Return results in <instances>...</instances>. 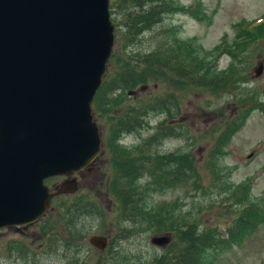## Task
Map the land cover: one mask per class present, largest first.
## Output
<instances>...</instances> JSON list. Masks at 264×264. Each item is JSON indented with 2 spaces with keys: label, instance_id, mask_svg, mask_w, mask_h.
Returning a JSON list of instances; mask_svg holds the SVG:
<instances>
[{
  "label": "rangeland",
  "instance_id": "obj_1",
  "mask_svg": "<svg viewBox=\"0 0 264 264\" xmlns=\"http://www.w3.org/2000/svg\"><path fill=\"white\" fill-rule=\"evenodd\" d=\"M172 1L182 11L164 17L161 27L165 29L162 32L169 34L172 39L192 43L200 57L210 63L214 76L223 74L231 67H234L232 71L238 68L240 76L236 85L241 89L235 91V96L240 100L256 97L259 100V109L249 112L219 160L226 169V174L230 175L227 180L228 187L222 186L219 180H213L206 163L214 139L219 135V128L240 113V101H234L226 88L212 92L199 87H179L162 77L159 81L137 87L135 95H123L115 91L111 95L124 105L112 106L114 115L118 112L123 114L137 99L148 100L169 91L176 98L170 111L163 109L147 113L142 127L122 135L116 142L123 150L133 152L141 145L149 143L152 136L161 127H165V138L159 142L154 139L152 152L161 157L171 155L178 159L182 155L188 156L189 165L185 172L191 175L189 166H192L195 177H189L165 192H150L147 195L149 207L158 208L165 203L178 201L175 205L179 204L184 212H190V216L197 220L201 228H213L225 238L227 230L234 224L232 210H240L248 203H253L264 211V35L259 34L256 37L258 32L254 34L246 30L248 23L252 24L251 27L264 23V0ZM115 17L118 18V15ZM143 86L145 90L141 89ZM101 100L104 99L101 97L99 102ZM95 117L105 141L108 139L104 138L103 133L106 120L100 113L95 114ZM108 144L106 141L107 151L112 153ZM105 158L106 156L102 157ZM178 163L179 160L163 168L169 172L175 171L179 167ZM112 168L108 164L102 170L85 172L78 181V192L68 199L60 198V202L57 197L53 200L42 225L33 224L22 233L10 229L1 231L0 254L2 250L6 252L9 248L32 247L50 250L48 256H40L39 262L35 264H82L77 259H87L88 264H108L105 259L110 258L111 253L116 254V262L112 264H121V261L125 264H150L155 258L174 252L179 247L174 237L169 246L157 247L151 243V239L162 233L147 226L142 228V233L136 230L135 234L122 237V232L117 227L121 213L118 212L113 191L110 189ZM221 180L226 183L223 177ZM149 183L150 176H144L140 181L144 187ZM229 187L236 191L235 196L240 204L232 198ZM80 197H87L93 203L94 209L92 211V207H89L88 215H82L77 220L76 226L81 228L82 234L76 237L66 229L65 209L74 205ZM27 233H34L39 238L34 241ZM52 234H55L56 243L52 242L55 240L51 237ZM97 235L108 237L111 253L91 245L90 239ZM31 241H34L33 246L28 245ZM58 244H63V247H56ZM65 244L78 248L63 251L62 248H68ZM79 249L82 251L77 254ZM66 253L74 257H67ZM1 256L0 262L13 264L11 257ZM205 264H264V224L240 245L210 249L206 254Z\"/></svg>",
  "mask_w": 264,
  "mask_h": 264
},
{
  "label": "water",
  "instance_id": "obj_2",
  "mask_svg": "<svg viewBox=\"0 0 264 264\" xmlns=\"http://www.w3.org/2000/svg\"><path fill=\"white\" fill-rule=\"evenodd\" d=\"M110 2L0 0V228L32 223L55 195L76 192V180L55 193L44 181L69 177L100 153L92 104L115 45ZM90 243L103 250L108 239Z\"/></svg>",
  "mask_w": 264,
  "mask_h": 264
},
{
  "label": "trees",
  "instance_id": "obj_3",
  "mask_svg": "<svg viewBox=\"0 0 264 264\" xmlns=\"http://www.w3.org/2000/svg\"><path fill=\"white\" fill-rule=\"evenodd\" d=\"M110 8L116 27V47L94 104L95 113H100L106 120L104 138L117 139L126 133H132L143 126L147 113L163 109L170 111L176 103L174 93L169 91L148 100L137 99L123 114L118 112L114 115L112 106L124 105L117 97L111 95L115 91L125 95L139 86L159 81L162 77L179 87H199L212 92L226 88L234 101H240V113L228 119L219 128V135L214 139L206 163L213 180H219L222 186L228 187L227 180L230 175L226 174V169L221 166L219 160L249 112L259 109V100L256 97L240 100L235 96V91L241 89L236 85L240 70L237 68L232 71L234 67H231L223 74L214 76L210 63L200 57L192 43L172 39L169 34L162 32L165 29L161 27L164 17L182 11L172 0H112ZM115 15H118V18ZM251 26L252 24L248 23L246 30L254 34L258 32L256 37L259 34L264 35V23ZM101 97L104 100L99 102ZM166 132L165 127H161L152 136L153 141L141 145L139 151H120L128 153L126 158L115 156L118 169L111 177L110 189L113 191L118 212L121 213L117 227L122 232V237L135 234L136 230L141 232L145 226L162 234H172L179 247L174 249V252L155 258L150 264H205L206 254L210 249L232 248L242 244L264 224V211L253 203H248L240 210H232L234 224L227 230V237L224 238L213 228H201L197 220L190 216V212H184L179 204L175 205L178 201L165 203L158 208L149 207L147 195L150 192H165L171 186L185 182L189 177H195L192 166H189L191 175L185 172L189 165L188 156L182 155L178 159L171 155L161 157L152 152L154 139L159 142L165 138ZM112 142L108 145L116 147L117 143ZM177 160L179 167L175 171L169 172L163 168ZM144 176L151 177V183L146 187L140 184ZM222 177L226 183L221 180ZM248 188L250 189L249 186ZM229 191L232 198L236 199L233 187H229ZM223 193L224 191L221 192ZM237 202L240 204L239 200ZM89 207H92L93 211V203L87 197H80L74 205L65 209L66 229L69 234L80 237L82 230L76 226L77 220L82 215H88ZM51 237L55 240L49 241L56 243L55 234ZM62 245L58 244L56 247H63ZM65 247L78 248L66 244ZM121 264L125 263L121 261Z\"/></svg>",
  "mask_w": 264,
  "mask_h": 264
},
{
  "label": "flooded vegetation",
  "instance_id": "obj_4",
  "mask_svg": "<svg viewBox=\"0 0 264 264\" xmlns=\"http://www.w3.org/2000/svg\"><path fill=\"white\" fill-rule=\"evenodd\" d=\"M115 140V139H113ZM106 141L108 142H112V140L110 138L106 139L104 141V143L102 144V154L99 155L90 165H88L86 168H84L82 171L78 172V173H75L74 175H72L71 177H69V179H71L72 177H76L78 179V181L80 179L83 178L85 172H91V171H99V170H102L103 167H107L108 164L109 165H112L113 168H112V172L110 171V176L114 175L115 174V171L117 172V169H118V166L115 162V156H119L120 158H126L128 156V153H121L120 151H124L123 148H121L120 144H118V146L120 148H118V146L116 145V147H109L111 150H114L116 153H114V151H112V153H109L107 151V148H106ZM117 140H115L116 142ZM114 143V142H112ZM151 153V152H150ZM103 156H106L105 159H102ZM67 177L65 176H62V177H53L51 179H48L47 181L50 180L49 182V189H50V192H54L57 188V186L59 184H61L64 180H66ZM71 195H74V194H71ZM71 195H63V196H56L57 198H64V199H68L69 196ZM54 197L51 201V203L53 202V200L56 198ZM46 217V214L40 218L39 220H37L36 222L34 223H30L26 226H8L7 228H0V232L5 230V229H10V230H14L15 232H18V233H22L24 232L25 230L30 229V226L33 225V224H38L39 225H42V223L45 221V218ZM42 228V227H41ZM48 229V228H46ZM46 229L43 231L45 233H47ZM28 235L32 236L31 239L35 241V239L39 238V236L35 235L34 233H27ZM34 241L32 243L31 242H28V245L29 246H33L34 245ZM111 244L109 243L108 247L105 249V250H101V251H107V252H112V249L110 248ZM68 249H70L71 251L74 250V248H63V251H68ZM69 250V251H70ZM49 249H34L32 247H27V248H24V249H19V248H14V249H8L6 252L2 250V253L0 254L1 255H4L5 257L7 258H10L11 257V262L13 264H35V263H38L39 262V257L40 256H48L49 255ZM82 251V249H79L78 253L79 254L80 252ZM65 256L67 257H74V255L72 254H65ZM1 259H2V256H1ZM82 261V264H88L87 262V259L84 260V259H77V262L79 261ZM105 262H108V264H112L113 262H116V254L114 253H111L110 254V258H107L105 259ZM0 264H5V262H0Z\"/></svg>",
  "mask_w": 264,
  "mask_h": 264
}]
</instances>
